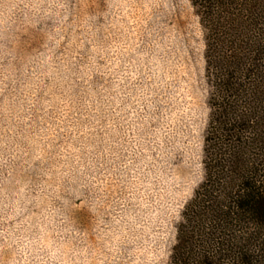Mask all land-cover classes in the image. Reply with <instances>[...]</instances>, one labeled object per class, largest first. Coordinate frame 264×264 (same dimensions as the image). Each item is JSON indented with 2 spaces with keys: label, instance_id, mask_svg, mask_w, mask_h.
Returning <instances> with one entry per match:
<instances>
[{
  "label": "rangeland",
  "instance_id": "1",
  "mask_svg": "<svg viewBox=\"0 0 264 264\" xmlns=\"http://www.w3.org/2000/svg\"><path fill=\"white\" fill-rule=\"evenodd\" d=\"M190 0H0V264H167L212 119Z\"/></svg>",
  "mask_w": 264,
  "mask_h": 264
},
{
  "label": "trees",
  "instance_id": "2",
  "mask_svg": "<svg viewBox=\"0 0 264 264\" xmlns=\"http://www.w3.org/2000/svg\"><path fill=\"white\" fill-rule=\"evenodd\" d=\"M213 109L167 264H264V0H190Z\"/></svg>",
  "mask_w": 264,
  "mask_h": 264
}]
</instances>
